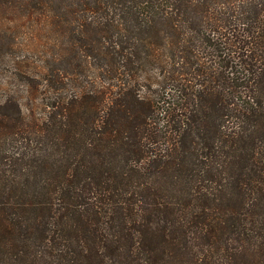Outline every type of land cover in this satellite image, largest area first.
<instances>
[{
	"label": "trees",
	"instance_id": "trees-1",
	"mask_svg": "<svg viewBox=\"0 0 264 264\" xmlns=\"http://www.w3.org/2000/svg\"><path fill=\"white\" fill-rule=\"evenodd\" d=\"M31 24L60 46L0 103V264H264V0H0V45Z\"/></svg>",
	"mask_w": 264,
	"mask_h": 264
},
{
	"label": "rangeland",
	"instance_id": "rangeland-1",
	"mask_svg": "<svg viewBox=\"0 0 264 264\" xmlns=\"http://www.w3.org/2000/svg\"><path fill=\"white\" fill-rule=\"evenodd\" d=\"M36 28L34 24L26 26L22 30V37L17 41L19 45H0V103L10 97L19 100L25 108H30L32 104L41 107V103L46 102L42 86L45 82L38 66L43 65L42 61L51 60L60 45H29L41 38L43 43H51V37L48 39L45 34L42 36L34 32ZM23 41L24 44H21ZM11 53L14 57H11ZM22 61L24 63L16 68L15 63ZM34 98H37L36 101Z\"/></svg>",
	"mask_w": 264,
	"mask_h": 264
}]
</instances>
